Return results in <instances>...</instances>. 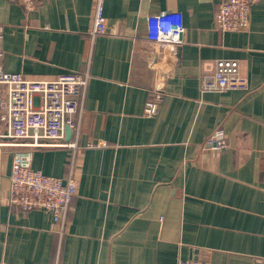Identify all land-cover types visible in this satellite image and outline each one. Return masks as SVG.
I'll return each mask as SVG.
<instances>
[{
  "label": "crops",
  "instance_id": "1",
  "mask_svg": "<svg viewBox=\"0 0 264 264\" xmlns=\"http://www.w3.org/2000/svg\"><path fill=\"white\" fill-rule=\"evenodd\" d=\"M94 2L0 0L4 72L31 80L88 75L64 234L49 214L6 201L7 153L0 264H177L198 256L264 264V0L237 32L216 25L218 0H104L106 23L120 36L90 41ZM161 11L182 14L176 47L146 40V18ZM219 59L238 61L246 91L200 92ZM152 94L160 111L146 117ZM217 129L228 148L204 150ZM70 154L36 148L31 167L64 179Z\"/></svg>",
  "mask_w": 264,
  "mask_h": 264
},
{
  "label": "built area",
  "instance_id": "2",
  "mask_svg": "<svg viewBox=\"0 0 264 264\" xmlns=\"http://www.w3.org/2000/svg\"><path fill=\"white\" fill-rule=\"evenodd\" d=\"M30 4L31 0H23ZM257 0H218L215 22L223 32H237L248 28L250 9ZM104 0H95L92 25L88 39L118 37L117 24L108 26L103 14ZM146 40L165 49L181 43L184 32L182 14L161 11L146 18ZM1 39V28H0ZM88 83L87 74L66 72L53 79H26L20 73H7L0 66V206L2 203L1 178L4 158L10 153L9 187L6 201L20 212L34 210L50 215L57 233L64 234L71 202L77 194L75 156L79 150V115ZM160 85L155 87L158 91ZM201 93L246 91V80L239 73L238 61H214L209 73L200 79ZM160 97L151 95L145 102L143 115L159 114ZM71 131L69 141L64 129ZM27 141L26 143H24ZM64 148L71 152L66 178L43 175L31 167L32 153L36 148ZM19 148V149H17ZM228 148L222 130H215L204 142L206 151H223ZM177 264H208L205 256L179 260Z\"/></svg>",
  "mask_w": 264,
  "mask_h": 264
},
{
  "label": "water",
  "instance_id": "3",
  "mask_svg": "<svg viewBox=\"0 0 264 264\" xmlns=\"http://www.w3.org/2000/svg\"><path fill=\"white\" fill-rule=\"evenodd\" d=\"M70 137H71V131L67 127H65V129H64V138H65V141L66 142L69 141Z\"/></svg>",
  "mask_w": 264,
  "mask_h": 264
}]
</instances>
